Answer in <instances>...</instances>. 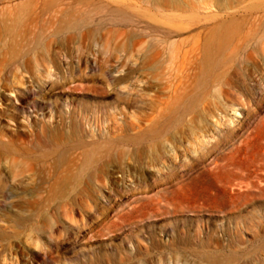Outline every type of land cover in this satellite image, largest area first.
I'll list each match as a JSON object with an SVG mask.
<instances>
[{
  "label": "rangeland",
  "instance_id": "374dc122",
  "mask_svg": "<svg viewBox=\"0 0 264 264\" xmlns=\"http://www.w3.org/2000/svg\"><path fill=\"white\" fill-rule=\"evenodd\" d=\"M0 264H264V0H0Z\"/></svg>",
  "mask_w": 264,
  "mask_h": 264
}]
</instances>
